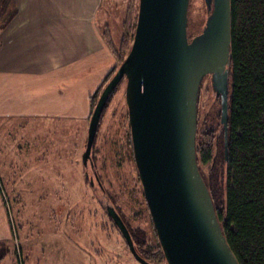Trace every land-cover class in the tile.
I'll return each instance as SVG.
<instances>
[{
  "label": "water",
  "instance_id": "obj_1",
  "mask_svg": "<svg viewBox=\"0 0 264 264\" xmlns=\"http://www.w3.org/2000/svg\"><path fill=\"white\" fill-rule=\"evenodd\" d=\"M202 32L188 37L190 0H140L132 47L104 87L91 114L83 162L88 163L102 115L124 78L135 163L168 264H240L219 222L196 150L198 98L213 75L221 96L228 158L231 0H205ZM108 213L132 254L129 229L114 207Z\"/></svg>",
  "mask_w": 264,
  "mask_h": 264
},
{
  "label": "rangeland",
  "instance_id": "obj_2",
  "mask_svg": "<svg viewBox=\"0 0 264 264\" xmlns=\"http://www.w3.org/2000/svg\"><path fill=\"white\" fill-rule=\"evenodd\" d=\"M128 2L106 0L100 14V24H111L115 46ZM188 16L191 40L209 16L205 0H190ZM126 85L118 87L104 111L88 165L83 162L87 139L77 125L54 127L28 150L22 137L27 139L28 128L7 127L0 119V254L6 253L0 264H142L108 215L110 206L151 246L157 244L134 159ZM210 90L211 107L215 93ZM203 93L200 129L210 108L203 105L208 96L206 89ZM200 167L207 173L209 166ZM150 263L168 264L165 257Z\"/></svg>",
  "mask_w": 264,
  "mask_h": 264
},
{
  "label": "trees",
  "instance_id": "obj_3",
  "mask_svg": "<svg viewBox=\"0 0 264 264\" xmlns=\"http://www.w3.org/2000/svg\"><path fill=\"white\" fill-rule=\"evenodd\" d=\"M139 1L128 2L118 46L113 42L109 26L105 25L102 29L118 65L124 62L132 47ZM231 7L228 158L225 156V131L219 121V105L214 103L203 122L205 133L197 144V160L223 233L239 263L264 264V0H231ZM14 11L13 0H0V30L11 21ZM117 66L91 96V112L104 87L116 73ZM123 82H127L126 78L119 86ZM201 164L209 166L207 173L201 170ZM225 174L226 196L225 189H222ZM119 214L138 253L149 262L156 258L163 260L165 255L158 237L157 244L151 246L147 236L131 227L122 213ZM154 231L157 236L155 228ZM5 254L1 253L0 259ZM20 263L23 264L22 261Z\"/></svg>",
  "mask_w": 264,
  "mask_h": 264
},
{
  "label": "crops",
  "instance_id": "obj_4",
  "mask_svg": "<svg viewBox=\"0 0 264 264\" xmlns=\"http://www.w3.org/2000/svg\"><path fill=\"white\" fill-rule=\"evenodd\" d=\"M13 5L11 21L0 30V119L7 127L28 128L29 138L22 135L27 149L59 125H77L85 141L91 96L118 65L102 33L110 22H99L104 0Z\"/></svg>",
  "mask_w": 264,
  "mask_h": 264
},
{
  "label": "flooded vegetation",
  "instance_id": "obj_5",
  "mask_svg": "<svg viewBox=\"0 0 264 264\" xmlns=\"http://www.w3.org/2000/svg\"><path fill=\"white\" fill-rule=\"evenodd\" d=\"M208 83H210V85ZM205 85H206V87H205ZM205 89H206V94H208L209 97L208 96L206 97V99H205L206 102L203 105L206 106V104H207L210 107V104L212 103L211 96H210V93H211L210 92L211 91L210 89H212V91L215 93V96H214V98H215L214 101L215 102L214 103L216 105H219V110H220L219 121H220V123H222L221 122V96L218 95L217 92H216V90L214 89V86H213V75L212 74H208V75H206L204 77V79L202 81V84H201V87H200V91H199V98H198V127H197V136H196V150H197V146H198L197 144L200 142L199 141V138H201L202 135H204V133H205L202 128L200 129V124H199L200 123V115H201V105H202L201 98H202V96L204 94L203 92H204ZM208 110H209L208 112L212 111V106ZM107 211H108V209H107ZM114 224H115V222H114ZM116 227H117V225H116Z\"/></svg>",
  "mask_w": 264,
  "mask_h": 264
}]
</instances>
